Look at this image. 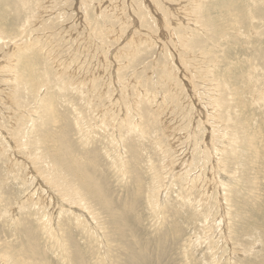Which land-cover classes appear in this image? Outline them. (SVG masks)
I'll return each mask as SVG.
<instances>
[{"label": "rangeland", "instance_id": "1", "mask_svg": "<svg viewBox=\"0 0 264 264\" xmlns=\"http://www.w3.org/2000/svg\"><path fill=\"white\" fill-rule=\"evenodd\" d=\"M0 31V264H264V0H0Z\"/></svg>", "mask_w": 264, "mask_h": 264}, {"label": "bare ground", "instance_id": "2", "mask_svg": "<svg viewBox=\"0 0 264 264\" xmlns=\"http://www.w3.org/2000/svg\"><path fill=\"white\" fill-rule=\"evenodd\" d=\"M0 32H1V31H0ZM1 33H3V32H1ZM0 35H1V34H0ZM3 35H4V33H3ZM0 38H2V40H4V39H3V38H4L3 36H0ZM6 38H7V37H6ZM23 79H24V78H23ZM27 79H28V77H27ZM33 81H34V80H33ZM26 82H28V81H26ZM28 83H30V82H28ZM31 83H32V82H31ZM31 83H30V84H31ZM46 98H47V97H46ZM43 101H44V100H43ZM45 101H46V100H45ZM43 103H44V102H43ZM49 107H50V106H49ZM53 109H54V108H53ZM48 112L50 113V111H48ZM46 143H47V142H46ZM51 146H52V144H51ZM52 147H53V146H52ZM54 152H55V151H54ZM56 152H57V151H56ZM46 153H47V152H46ZM49 155H50V154H48V156H49ZM51 156H53L52 153H51ZM62 157H63V156H62ZM52 158H53V157H52ZM52 158H51V159H52ZM64 158H65V157H64ZM55 159H56V157H55ZM55 159H54V160H55ZM55 161H56V160H55ZM54 164H55V163H54ZM68 165H69V164H68ZM66 166H67V165H66ZM64 167H65V166H64ZM64 167H63V168H64ZM72 170H73V169H72ZM66 173H67V172H66ZM72 173H74V172H72ZM37 175H38V174H37ZM50 175H51V174H50ZM50 177H51V176H50ZM50 177H48V178L50 179ZM48 178H47V179H48ZM59 178H60V177H59ZM63 179H64V178H63ZM61 180H62V179H61ZM67 181H68V180H67ZM68 182H69V181H68ZM60 184H61V183H60ZM57 185H58V183H57ZM61 185H62V184H61ZM63 185H64V184H63ZM65 185H66V181H65ZM67 185H69V184H67ZM66 189L68 190V188H66ZM204 191H205V190H204ZM69 192H70V191H69ZM60 193H61V192H60ZM66 193H67V192H66ZM65 195H67V194H65ZM54 196H55V195H54ZM60 196H61V195H60ZM62 197H63V195H62ZM82 197H83V196H82ZM82 197H81V198H82ZM63 198H64V197H63ZM65 198H66V197H65ZM97 198H98V197H97ZM66 200H67V199H66ZM82 201H83V200H82ZM79 202H80V201H79ZM80 203H81V202H80ZM72 205H73V204H72ZM72 205H71V206H72ZM83 206H84V205H83ZM83 206H81L80 208H82ZM77 207H78V206H77ZM69 208H70V207H69ZM83 208H84V207H83ZM73 209H74V208H73ZM86 209H87V208H86ZM55 211H56V209H55ZM84 211H85V209H84ZM77 212H78V211H77ZM84 214H85V213H84ZM88 214H89V213H88ZM89 216H90V215H89ZM89 219H90V218H89ZM222 220H223V219H222ZM45 226H46V225H45Z\"/></svg>", "mask_w": 264, "mask_h": 264}]
</instances>
